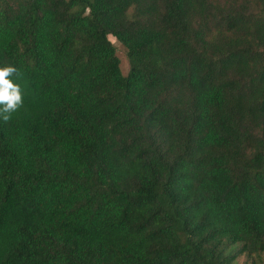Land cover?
<instances>
[{"label": "trees", "instance_id": "16d2710c", "mask_svg": "<svg viewBox=\"0 0 264 264\" xmlns=\"http://www.w3.org/2000/svg\"><path fill=\"white\" fill-rule=\"evenodd\" d=\"M5 64L0 264H264V0H0Z\"/></svg>", "mask_w": 264, "mask_h": 264}, {"label": "clouds", "instance_id": "9594fccd", "mask_svg": "<svg viewBox=\"0 0 264 264\" xmlns=\"http://www.w3.org/2000/svg\"><path fill=\"white\" fill-rule=\"evenodd\" d=\"M20 78L21 73L14 65L0 66V119L6 123L24 104L23 88L18 82Z\"/></svg>", "mask_w": 264, "mask_h": 264}, {"label": "rangeland", "instance_id": "374dc122", "mask_svg": "<svg viewBox=\"0 0 264 264\" xmlns=\"http://www.w3.org/2000/svg\"><path fill=\"white\" fill-rule=\"evenodd\" d=\"M108 39L116 50V56L120 62L121 72L123 75H126L129 70L128 60L126 58V51L124 47L119 42H117L113 37L109 36ZM237 264H242L241 259L238 260Z\"/></svg>", "mask_w": 264, "mask_h": 264}]
</instances>
